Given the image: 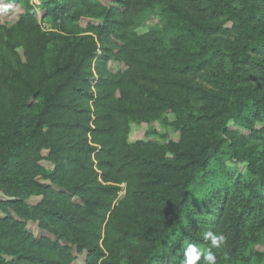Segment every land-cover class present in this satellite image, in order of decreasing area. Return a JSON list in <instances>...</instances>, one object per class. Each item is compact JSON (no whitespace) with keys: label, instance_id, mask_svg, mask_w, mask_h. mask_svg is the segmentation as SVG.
I'll list each match as a JSON object with an SVG mask.
<instances>
[{"label":"trees","instance_id":"obj_1","mask_svg":"<svg viewBox=\"0 0 264 264\" xmlns=\"http://www.w3.org/2000/svg\"><path fill=\"white\" fill-rule=\"evenodd\" d=\"M102 1L0 0V264H183L209 230L236 264L264 239V0ZM159 121L176 141L129 142Z\"/></svg>","mask_w":264,"mask_h":264},{"label":"rangeland","instance_id":"obj_2","mask_svg":"<svg viewBox=\"0 0 264 264\" xmlns=\"http://www.w3.org/2000/svg\"><path fill=\"white\" fill-rule=\"evenodd\" d=\"M100 1L103 3L102 0ZM140 12L141 13L137 16V20L141 28H161L159 27V18L155 15L154 11H150L146 6H143V9L140 10ZM9 20L8 17L1 16L0 25L7 23V21L9 22ZM42 26L45 30L49 29L47 23H43ZM6 39L7 38H4L0 44V53L5 49ZM17 51L19 52L21 49H18ZM114 65L115 64H112V67L115 68L116 65ZM147 130H154L155 134L147 136L145 135ZM176 138L177 134L173 128L171 126H164L159 121L151 123V125L145 123H132L128 139L131 143L138 140H151L162 144L167 141H176ZM30 230L33 233H36L37 231L35 226H31ZM236 264H264V239L262 238L260 242L248 246L245 251L241 252Z\"/></svg>","mask_w":264,"mask_h":264},{"label":"clouds","instance_id":"obj_3","mask_svg":"<svg viewBox=\"0 0 264 264\" xmlns=\"http://www.w3.org/2000/svg\"><path fill=\"white\" fill-rule=\"evenodd\" d=\"M204 241H210V247L201 249L195 244H188L184 249L183 264H197L203 256L205 264H217L215 253L212 252V248H218L225 242L223 235L214 234L212 231H206L202 234Z\"/></svg>","mask_w":264,"mask_h":264}]
</instances>
